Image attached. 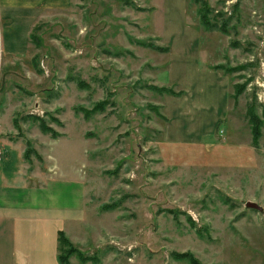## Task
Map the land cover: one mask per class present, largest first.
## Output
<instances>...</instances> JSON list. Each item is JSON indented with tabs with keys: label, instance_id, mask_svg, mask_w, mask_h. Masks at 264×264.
<instances>
[{
	"label": "rangeland",
	"instance_id": "rangeland-1",
	"mask_svg": "<svg viewBox=\"0 0 264 264\" xmlns=\"http://www.w3.org/2000/svg\"><path fill=\"white\" fill-rule=\"evenodd\" d=\"M202 1L217 28L195 0H71L39 22L28 54L0 57V140L33 150L24 160L39 174L46 139L66 134L48 164L82 172L94 217L117 205L87 219L82 237L96 240L70 264H190L182 252L264 264V0ZM151 86L183 93L169 124Z\"/></svg>",
	"mask_w": 264,
	"mask_h": 264
},
{
	"label": "crops",
	"instance_id": "crops-1",
	"mask_svg": "<svg viewBox=\"0 0 264 264\" xmlns=\"http://www.w3.org/2000/svg\"><path fill=\"white\" fill-rule=\"evenodd\" d=\"M70 5L71 0H0V57H24L39 22L48 13L66 11ZM179 97L167 96L168 103L163 105L166 120L168 114L179 112L180 106L175 104ZM65 136L62 133L57 139H46L50 144L42 159L47 168L40 175L30 171L24 160L26 151L0 140V264H61L60 233L77 249L90 253L85 247L89 249L97 235L89 240L82 237L87 219L110 216L112 210L108 209L104 217L93 216L94 203L87 198V180L82 179V172L77 176L56 174L46 161L52 143Z\"/></svg>",
	"mask_w": 264,
	"mask_h": 264
},
{
	"label": "trees",
	"instance_id": "trees-1",
	"mask_svg": "<svg viewBox=\"0 0 264 264\" xmlns=\"http://www.w3.org/2000/svg\"><path fill=\"white\" fill-rule=\"evenodd\" d=\"M198 4V14H199V17H200V20H201V23L206 27V28H217V25L216 24H213L211 22V19H210V15H211V11H210V8H209V5L207 3H204L202 0H195ZM131 5H134L132 2L130 3ZM222 27V26H221ZM39 29V26H36L33 30V33L31 35V40L32 42L34 41L35 43L39 44V41H38V37L37 35L35 34L36 31H38ZM222 31L226 32V30L223 28ZM130 40L133 42V43H136L137 45L139 46H142V47H145V48H152V49H155L157 51H160V52H168V49L166 48H162V47H159L157 45H154V44H151L145 40H140V39H133L132 36L129 37ZM80 87L82 88V83L80 82ZM151 90H154V91H157V92H161L167 96H182V92H176L174 90H172L171 88L169 87H166V86H163V87H154V86H151L149 87ZM105 103H101V104H98L96 105V107H94V109L92 110V112H102L105 110ZM250 119H251V122L253 124V143H254V147H258L259 146V140L262 136V131H261V128H262V122L261 120L257 117V115L253 112V111H250ZM42 130H43V133H50L52 135H54V133H56L54 130H52V128L50 127H46L43 123H42ZM55 136V135H54ZM57 137V135H56ZM28 144H31V143H28ZM34 151L31 150L29 151V147H28V150L26 152V155L27 157H29V154L30 153H33ZM117 205L114 203V204H108V205H105L104 208L105 209H108V210H113V208H116ZM60 256H59V261L61 264H70V258L73 254L75 253H79L77 255L79 256H84L83 253H80L81 251L79 249H77L71 242L70 240L65 236V234L63 233H60ZM174 258L176 259H189L188 262L190 264H201L197 258H195V256L192 254V253H189V252H182V253H173ZM83 259L85 261H91V258H88V257H83Z\"/></svg>",
	"mask_w": 264,
	"mask_h": 264
},
{
	"label": "water",
	"instance_id": "water-1",
	"mask_svg": "<svg viewBox=\"0 0 264 264\" xmlns=\"http://www.w3.org/2000/svg\"><path fill=\"white\" fill-rule=\"evenodd\" d=\"M246 207H247L248 209L258 210V211H260V212L263 211V208H262L260 205H258V204H256V203H253V202H248V203L246 204Z\"/></svg>",
	"mask_w": 264,
	"mask_h": 264
},
{
	"label": "built area",
	"instance_id": "built-area-1",
	"mask_svg": "<svg viewBox=\"0 0 264 264\" xmlns=\"http://www.w3.org/2000/svg\"><path fill=\"white\" fill-rule=\"evenodd\" d=\"M2 154H3V149H2V147L0 145V157L2 156Z\"/></svg>",
	"mask_w": 264,
	"mask_h": 264
}]
</instances>
